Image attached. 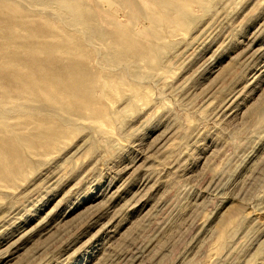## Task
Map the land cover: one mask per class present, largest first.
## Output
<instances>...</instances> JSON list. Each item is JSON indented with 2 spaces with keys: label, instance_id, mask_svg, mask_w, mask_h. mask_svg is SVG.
Masks as SVG:
<instances>
[{
  "label": "rangeland",
  "instance_id": "374dc122",
  "mask_svg": "<svg viewBox=\"0 0 264 264\" xmlns=\"http://www.w3.org/2000/svg\"><path fill=\"white\" fill-rule=\"evenodd\" d=\"M136 1L82 0L144 50L69 28L97 76L64 125L0 116V264H264V0Z\"/></svg>",
  "mask_w": 264,
  "mask_h": 264
},
{
  "label": "bare ground",
  "instance_id": "6f19581e",
  "mask_svg": "<svg viewBox=\"0 0 264 264\" xmlns=\"http://www.w3.org/2000/svg\"><path fill=\"white\" fill-rule=\"evenodd\" d=\"M114 1L116 3L118 1L120 5H127L132 14L143 13L139 9L141 6H138L140 1ZM143 2L153 7L146 13L152 16L154 11L161 7L177 13L185 12L187 4L198 1L145 0ZM26 5L33 10L27 9ZM110 5L113 8L117 6L115 3ZM119 9L122 10L121 7ZM0 10L1 118L6 114H24L31 118L42 114L46 116L43 117H48L49 128L65 124L58 114L61 111L65 112L67 103L74 101L75 97L79 96V99L85 97L86 87L93 85V80L97 76L88 64L89 56L85 54L83 41L79 40V48L75 45L74 48H69L73 38L69 31L71 27L79 29V34L84 33L85 40L92 37L98 40V43L106 45L108 41L115 46L116 52L122 55L125 52V56L129 55L130 61L144 50L140 40L133 39L136 31H131V26H122L121 22H117L120 24L111 23L114 28L112 30L100 28L97 24L99 19L88 15L89 10L82 0H0ZM111 14L113 16V13ZM56 15L64 18L60 26L54 22ZM129 15L127 16L130 17ZM124 60L127 58L124 57ZM38 125L42 126L41 123ZM1 126L4 127L3 123Z\"/></svg>",
  "mask_w": 264,
  "mask_h": 264
}]
</instances>
